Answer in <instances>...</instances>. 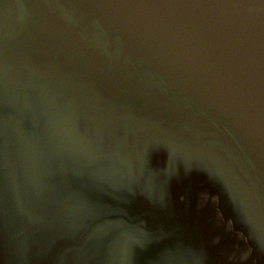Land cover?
I'll return each mask as SVG.
<instances>
[{"label":"water","instance_id":"1","mask_svg":"<svg viewBox=\"0 0 264 264\" xmlns=\"http://www.w3.org/2000/svg\"><path fill=\"white\" fill-rule=\"evenodd\" d=\"M122 3L0 0V264H264V104L170 93Z\"/></svg>","mask_w":264,"mask_h":264},{"label":"clouds","instance_id":"2","mask_svg":"<svg viewBox=\"0 0 264 264\" xmlns=\"http://www.w3.org/2000/svg\"><path fill=\"white\" fill-rule=\"evenodd\" d=\"M126 60L167 90L228 112L264 104V0H124Z\"/></svg>","mask_w":264,"mask_h":264}]
</instances>
